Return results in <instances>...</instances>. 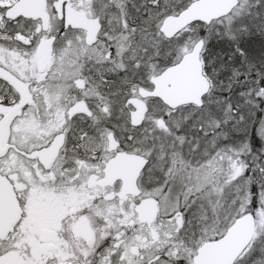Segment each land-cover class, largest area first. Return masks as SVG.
I'll list each match as a JSON object with an SVG mask.
<instances>
[{
	"label": "snow or ice",
	"instance_id": "snow-or-ice-1",
	"mask_svg": "<svg viewBox=\"0 0 264 264\" xmlns=\"http://www.w3.org/2000/svg\"><path fill=\"white\" fill-rule=\"evenodd\" d=\"M0 264H264V0H0Z\"/></svg>",
	"mask_w": 264,
	"mask_h": 264
}]
</instances>
